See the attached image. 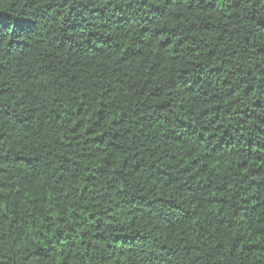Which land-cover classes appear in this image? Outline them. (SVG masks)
<instances>
[{
  "label": "clouds",
  "instance_id": "1",
  "mask_svg": "<svg viewBox=\"0 0 264 264\" xmlns=\"http://www.w3.org/2000/svg\"><path fill=\"white\" fill-rule=\"evenodd\" d=\"M257 72L264 0H0V264L264 261Z\"/></svg>",
  "mask_w": 264,
  "mask_h": 264
},
{
  "label": "trees",
  "instance_id": "2",
  "mask_svg": "<svg viewBox=\"0 0 264 264\" xmlns=\"http://www.w3.org/2000/svg\"><path fill=\"white\" fill-rule=\"evenodd\" d=\"M76 27H77L76 20H75V18H73V20L68 25L69 31H75ZM133 38H135V37L133 36ZM196 54L199 55L198 52ZM172 55L175 56L176 54L173 52ZM184 71H191L193 73H196V69H186ZM254 79L264 80V72H257ZM202 80H203L202 75H199V74L196 75V79L193 80L189 84V87H192L194 89L202 87L203 86L201 83ZM215 83H216V81H215V79H213L212 80V86L213 87L215 86ZM228 85H229V82L227 81V79L223 78L221 80L222 91L220 92L219 96L215 99L210 98L211 99V111L209 109H205V111H208V113H209L208 119L213 120V121H217L215 132H212V131L204 132V136L206 138H211V135L218 134L221 130L226 132L227 129L224 128V123H220L218 121L222 120L226 123L228 121V119H230L234 115L232 109L229 107L233 103V101L231 99V96L229 95V93L231 92V88ZM204 94L207 95V91H205ZM252 94H254V95L252 98L251 106L236 110V112L239 113V120L240 121L250 120L253 118V115L255 113L264 112V95H261L258 85H254L252 87ZM65 111H67V109H65ZM79 111H80V109H76V112H79ZM213 111L215 114H213ZM117 114L120 116L124 115L123 113H117ZM112 122L116 123L114 117L112 118ZM261 124H264V121H260L256 124L255 131L260 136L264 137V127H261ZM229 126H231V125H229ZM244 130L245 129L243 127L240 128L241 132H243ZM87 131H88L89 135L93 136L97 140L99 139L100 135H103L102 133L98 134V133L93 132L91 130H87ZM246 142L249 145V147H248L249 154H251L253 152L261 151V149H264V145H262L258 140L255 141V143L253 142L252 136H250ZM242 151H244V150L242 149ZM255 162H259V167L264 168V159H261V157L257 156V157H255ZM245 163H247V161H245ZM220 166H221L220 161H214L210 164V167H213V168H218ZM254 171L258 172L259 168L255 169ZM213 206L218 207V204L213 205ZM69 211H71V209ZM253 211H259V209L256 207L255 203H253ZM257 220H259V217H257ZM256 238L258 240L261 239V235L259 234V232L257 233ZM247 247L250 249H253L257 253L264 252V248H258L254 244H249ZM257 264H264V261H257Z\"/></svg>",
  "mask_w": 264,
  "mask_h": 264
}]
</instances>
